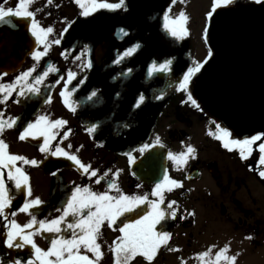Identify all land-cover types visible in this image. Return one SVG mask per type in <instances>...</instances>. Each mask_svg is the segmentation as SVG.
<instances>
[{"label": "flooded vegetation", "instance_id": "flooded-vegetation-1", "mask_svg": "<svg viewBox=\"0 0 264 264\" xmlns=\"http://www.w3.org/2000/svg\"><path fill=\"white\" fill-rule=\"evenodd\" d=\"M15 2L6 0L5 6L14 7ZM105 2L118 3L119 0ZM211 3L212 0H204L196 8L187 0H125L124 10L100 9L85 18L79 16L80 8L75 0H52L51 4L48 0H32L29 9L34 17H10L11 25H0V32L6 34L0 35V53L9 54L6 64L11 63L10 68L7 65L8 71L4 69L6 64H0V74L6 73L0 75V83H10L30 67L36 69L33 75L38 74L49 62L59 69L46 81V85L52 86L42 88L38 96L13 95L7 100L0 97V113L4 118H17V126L5 129L0 139L6 142L10 154L38 161L33 169L39 181L44 182L40 183L36 196L44 202L39 206L41 211L57 209L65 203L66 189L70 192L73 183L115 194V190L107 189L103 182L104 172L111 173L122 193L148 194V198L153 199L151 191L167 171L169 178L182 186L165 191L166 203L161 207L165 208L167 201H176L178 216L167 223L166 230L171 234L169 243L158 250L151 264L202 259L197 254L207 251L205 235L220 231L217 226H212L217 230L207 231L208 213L226 219L221 222L223 231L233 234L239 245L249 251L264 248L261 246L264 216L260 219L255 214L253 193L255 182L264 190V178L259 176L264 165L259 164L258 151L264 139L255 142L252 154L242 160L238 149H225L213 135L217 123L228 129L229 139L264 134V30L256 31L253 24L240 20L243 15H249V7L237 10L233 8L235 0L232 5L217 9L209 21L206 14L211 11ZM165 11L172 18L182 11L189 17L186 22L189 35L183 40H176L164 30ZM33 19L39 27L53 28L49 40L61 39L60 45L49 44L47 54L38 62L32 59L31 52L43 51L44 45L37 44L28 31ZM66 28L68 31L61 37ZM84 45L91 49L93 67L79 73L85 83L74 94L77 111L73 113L63 104L59 91L63 88V79H67V71H77L73 51L79 55V48ZM129 47L135 51L116 64ZM165 61L171 64L161 71L159 65ZM197 63L201 68L192 77L189 92L176 91L173 85H178L183 72ZM150 67H155L152 74H149ZM121 72L129 74L121 76ZM60 78L61 83L55 84ZM75 84L73 81L70 87ZM92 92L97 96L90 100ZM45 93L51 95L48 104L43 102ZM141 95L145 99L137 108L135 101ZM188 95L198 107L188 100ZM156 96L162 99H155ZM38 115L67 122L63 128L54 130L57 138L53 144H60L78 155L83 163L98 169L100 183L77 171L67 159L41 153L42 138L19 139V132ZM92 124L97 126L94 134L86 131V126ZM65 131L67 137L63 136ZM157 137L163 147L156 144ZM143 144L153 146L141 155L139 148ZM189 144L196 151L186 165L177 167L169 161L168 152L186 151ZM129 152L135 159L133 164L128 162ZM17 165L24 171L28 166L20 162ZM7 172V168L0 172L6 187L9 184ZM26 174L29 178L32 176L29 172ZM11 183L14 189V182ZM27 198L15 193V199L6 210L9 220L13 217L11 213H18ZM188 212L194 215L188 216ZM101 231L106 233L109 244L107 264H114L110 249L121 234L116 225L109 228L105 224ZM183 248L191 249L190 253L181 254ZM28 250L21 252L12 248V256H9L0 247V257L23 256L27 261ZM210 255H213L210 258L215 257V254ZM129 264L148 262L135 257Z\"/></svg>", "mask_w": 264, "mask_h": 264}, {"label": "snow or ice", "instance_id": "snow-or-ice-1", "mask_svg": "<svg viewBox=\"0 0 264 264\" xmlns=\"http://www.w3.org/2000/svg\"><path fill=\"white\" fill-rule=\"evenodd\" d=\"M175 2V0H173ZM253 3L264 5V0H252ZM32 0H16L14 7H6V0H0V23L11 25L10 17L16 18H32L34 12L29 9ZM51 4L52 0H48ZM79 5V16L89 17L97 10H117L125 9V0H119L118 3H108L105 0H75ZM234 3V0H212L211 11L207 12L206 16L211 20L217 9H223ZM189 17L185 12H180L175 18L170 17L169 13H163V28L168 35L176 40H183L189 35L186 27V22ZM69 28L71 25L68 26ZM210 23L205 28L208 31ZM32 37H35L37 44H43V51H32L31 57L34 61H40L48 52V45H60L61 39L49 40V34L53 33L52 27L42 28L37 25L35 19L32 20L31 26L28 28ZM68 29H64L61 37ZM80 54L76 55L75 50L72 53L73 58L77 61V71H67V79H63V88L59 91V96L62 102L71 112L77 111V101L74 99V94L78 88L85 83L83 78H79L80 71L88 70L93 67L91 59V49L88 45L79 48ZM135 51L129 47L124 53V56L115 61L116 64L122 63L125 57L130 56ZM63 55V53H62ZM119 56V53H117ZM211 55V53H209ZM171 61H165L159 65L161 71L168 69ZM201 65L195 64L194 67H188L187 71L183 72L182 79H179L178 85H173L176 91L189 92V83L195 73L199 72ZM59 71L51 62L47 64L43 71L33 75L36 72L35 67L21 72L13 81L8 84L0 83V97L7 100L10 96L25 97L38 96L41 89L51 87L46 85L48 77ZM131 70H129L130 72ZM155 71V67L149 68V74ZM128 72H121L120 75H128ZM0 75H6L2 73ZM61 79H56L55 84H60ZM73 81L76 84L73 85ZM97 93L92 92L89 99L96 97ZM145 97L141 95L135 101L136 107L139 108ZM155 99H162V96H156ZM188 100L193 105L196 101L188 95ZM45 104L51 102V95L45 93ZM198 107V105H196ZM67 122L64 119L49 120L46 115L36 116L33 122L27 123L19 132V139L25 140L28 137L33 139L42 138L43 142L39 144V151L47 157L64 158L72 163L77 171H80L90 180L98 178L99 170L94 169L91 165L83 163L78 155L65 150L60 144H53L57 138L55 129L63 128ZM215 123V122H213ZM17 126V118H4L3 113H0V133L5 129H11ZM97 126L95 124L86 126V131L94 134ZM216 139L222 142V146L229 151L233 149L239 150L240 158L246 159L252 154L253 145L255 142L264 139V134L257 133L244 139H229V131L227 128H222L220 124H216ZM68 132H64L63 136L67 137ZM156 144H160L159 137L156 138ZM153 145L143 144L139 148L141 155ZM69 148L72 146L69 145ZM8 145L3 139H0V172L7 168V180L9 181L6 187L5 180L0 176V239L2 243L9 249L28 250L29 259L25 261L23 256L19 258H10L7 264H100L103 253L101 244L98 243V238L102 235L101 229L103 225L112 228L116 225L120 236L113 241L111 252L113 253L114 264H129L135 257H142L148 264L154 260L161 247L167 246L171 234L166 230L169 220H175L178 216V206L176 201H167L166 207L164 193L171 192L174 188L181 187V183L175 179H170L167 171L163 173V180L158 181L151 191V197L148 194H124L116 186L115 179L111 178V173L104 172L103 182L106 183L107 189L115 190V194H110L109 191L97 192L88 185L72 184L70 192L66 189L64 197L65 203L55 209L61 214L54 218L50 215L45 218H39L38 213L44 202L39 197H33L30 188V178L21 165L36 166V159H27L22 155L10 154L7 151ZM195 149L192 145L186 146V151L178 154L172 152L167 153L169 161L173 162L177 167L186 165L188 159L193 157ZM258 151L259 164L264 165V143H259ZM129 164H133L135 159L131 152L128 154ZM55 175V173H53ZM259 176L264 178V171H259ZM11 182H14V189ZM139 188L140 185H137ZM19 192L23 196L28 197L24 200L23 206L19 209L20 212L29 213L31 219L29 222L21 226L15 219H7L6 210L10 207L15 199V193ZM144 206V207H141ZM31 210V212H30ZM15 215V213H11ZM194 215L193 212H188V216ZM138 217V218H137ZM184 219L183 216L179 217ZM35 226V231H30ZM159 226V227H158ZM29 230V231H26ZM37 233L49 234L50 246L47 250H43L36 245L33 236ZM251 238V237H249ZM178 250V249H177ZM228 245L220 248L215 252V260L212 264H234L237 259L235 255H227ZM211 249L202 251L197 255L201 258L210 257ZM90 253L91 257L86 254ZM3 264V262H0ZM207 264V262H205Z\"/></svg>", "mask_w": 264, "mask_h": 264}, {"label": "rangeland", "instance_id": "rangeland-1", "mask_svg": "<svg viewBox=\"0 0 264 264\" xmlns=\"http://www.w3.org/2000/svg\"><path fill=\"white\" fill-rule=\"evenodd\" d=\"M188 4L190 6H195L198 8L200 4L204 3V0H187ZM236 5L233 8H236L237 10L244 8V7H249V15H243L240 20L241 21H248L249 23L253 24V27L256 31H262L264 30V5H258L252 2V0H235ZM197 13V12H195ZM199 17V15L197 16ZM229 25V24H228ZM34 166L28 165L26 166V172H29V174H32L30 177V186H31V191L34 197L37 196V191L38 189L41 188L40 183H44L43 181H39V177L36 174V171L33 169ZM34 170V171H33ZM51 186V185H50ZM51 188V187H50ZM215 190L213 189L212 192ZM253 193L256 201V207H255V214L257 218H262L264 216V190L261 189V185L257 184L256 182L254 183L253 187ZM46 197V195H45ZM33 198V197H32ZM196 204L195 206H197ZM31 212V210H30ZM61 213L56 211L54 208L48 210V211H40L38 213L39 218H45L48 217L49 215L51 217H55L60 215ZM9 216L7 214V217L9 219ZM17 221L21 226L23 224L29 222L31 219V216L29 213H23V212H18L16 213L12 218ZM225 218H222L220 216H215V213H208V220H207V231L211 230H217L216 228L219 227V233L217 231H214V234H208L205 235V238L207 240V251L211 249L210 254H215L216 251H218L220 248L224 247L225 245H228V253L227 255H235L237 256L236 261L234 264H264V248L262 250H257V251H249L247 247H244V245H239L236 242V237H234L233 234H228V231H223L224 227H222L221 222H223ZM226 220V219H225ZM212 226H217L216 228ZM222 229V230H221ZM29 231V230H26ZM30 231H35V226L33 229ZM102 235L98 238V243L101 244V250L103 253L102 259L100 261V264H107L108 261V251H109V244L107 243L106 239V233L101 231ZM49 234L47 233H37L33 236V240L36 243L38 247H40L43 250H47V248L50 246V239H48ZM235 238V239H234ZM262 247H264V241L262 242ZM0 247H3L5 252L9 255L12 256V249L7 248L3 243L2 239H0ZM30 246H26L25 249H22L21 252H24L25 250H28ZM184 252H180L181 254L188 255L190 253L191 249H186L183 248ZM181 249V251H183ZM91 257L90 253H86ZM213 255H210V257ZM4 255H1L0 257V262H3V264H7L9 261L8 256L4 257ZM202 258L199 260H181L178 262H165L166 264H212V262L215 260V257L212 258Z\"/></svg>", "mask_w": 264, "mask_h": 264}, {"label": "water", "instance_id": "water-1", "mask_svg": "<svg viewBox=\"0 0 264 264\" xmlns=\"http://www.w3.org/2000/svg\"><path fill=\"white\" fill-rule=\"evenodd\" d=\"M2 24H4V23H0V25H2ZM0 35H1V36H2V35L6 36V34L1 33V32H0ZM4 53H6V52H4ZM9 56H10L9 54H3V53L1 54V53H0V64H2V63H3L2 65L6 64V60H9ZM4 57H5L6 59H4ZM7 65H8L9 68H10V67H11V63L9 62V64L4 65V66H5L4 69L8 71L9 68H7V67H8Z\"/></svg>", "mask_w": 264, "mask_h": 264}]
</instances>
